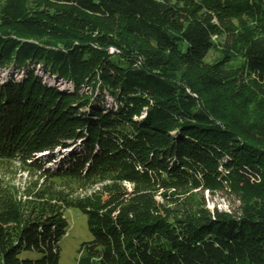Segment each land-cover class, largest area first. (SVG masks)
<instances>
[{
  "label": "trees",
  "instance_id": "trees-1",
  "mask_svg": "<svg viewBox=\"0 0 264 264\" xmlns=\"http://www.w3.org/2000/svg\"><path fill=\"white\" fill-rule=\"evenodd\" d=\"M9 66L0 154L48 179L0 187V264H59L69 207L78 264H264V0H0Z\"/></svg>",
  "mask_w": 264,
  "mask_h": 264
},
{
  "label": "rangeland",
  "instance_id": "rangeland-1",
  "mask_svg": "<svg viewBox=\"0 0 264 264\" xmlns=\"http://www.w3.org/2000/svg\"><path fill=\"white\" fill-rule=\"evenodd\" d=\"M216 38L217 36H215V39ZM216 56H218L216 51L211 50L206 55V60L213 61ZM20 73L23 74L24 72H22L21 68H16L15 66L0 68V83L2 81L6 82V77L11 74H13L15 77H20L21 79L23 76H20L22 75ZM36 73L42 76V82L54 83V81L51 80L50 76L44 71L36 70ZM90 90H93V88H90L89 91ZM34 154L35 157L44 154V152H36ZM31 158L32 157L28 159L31 160ZM46 165L54 166V163L51 162ZM40 173L41 172L38 169L29 166L28 162H24L20 158L15 159L11 156H4L0 154V187L11 188L15 190L18 196L31 199V196L28 194H25L26 196H24L27 188L30 186H34L35 183H37L36 185L37 187H39L43 183L45 184V180L48 179L44 176L43 178H41ZM74 179L75 178H65L63 180H56L54 184L56 188H61L65 191L70 192L72 191L76 194L77 192L83 191V186L80 187L83 182H78ZM127 184L130 187V184ZM204 196L209 208L217 206L221 209L228 210L236 204L233 196L228 195L227 193L223 194V192L221 191L212 192L205 190ZM158 199L162 200L163 198L161 195H158ZM65 214L69 220V227L66 235L61 241V257L59 264H78V257L80 255L78 249L80 248V244L85 240L91 239L93 235L89 229L87 217L84 213L80 212L75 207H69L66 209ZM24 254L26 256L31 254L35 255L34 252L31 251H27Z\"/></svg>",
  "mask_w": 264,
  "mask_h": 264
}]
</instances>
